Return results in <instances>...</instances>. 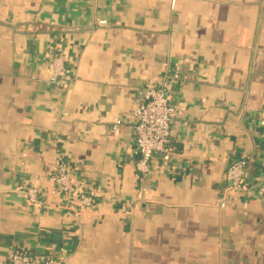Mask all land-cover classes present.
I'll return each mask as SVG.
<instances>
[{
    "label": "crops",
    "instance_id": "1",
    "mask_svg": "<svg viewBox=\"0 0 264 264\" xmlns=\"http://www.w3.org/2000/svg\"><path fill=\"white\" fill-rule=\"evenodd\" d=\"M151 85L173 151L143 173L130 119ZM263 110L264 0H0V264H264V197L225 179L239 159L264 178ZM57 165L90 205L50 193Z\"/></svg>",
    "mask_w": 264,
    "mask_h": 264
},
{
    "label": "built area",
    "instance_id": "2",
    "mask_svg": "<svg viewBox=\"0 0 264 264\" xmlns=\"http://www.w3.org/2000/svg\"><path fill=\"white\" fill-rule=\"evenodd\" d=\"M51 73L50 82H62L65 76L63 57L56 56L50 61ZM170 84H178L180 77L172 74L166 77ZM166 83V82H165ZM167 85H151L143 87L139 91L137 100L134 103L131 113L130 124L136 140V149L139 159L136 162V169L140 172H148L150 162L158 157L163 165L170 162L173 151L171 123L174 116V109L170 104V93ZM124 120L117 119L112 124V130L116 131ZM261 125L264 137V110L261 113ZM247 163L244 159L231 162L225 173L228 188L241 193H253L258 201L264 197V178L254 185L245 180ZM49 180L52 183L50 193L61 192L65 195H74L78 198L82 208L92 203V198L87 195L81 185L71 178L69 170L64 165H57L49 172ZM29 204L38 205L40 200L37 197V189L29 186L24 189ZM60 254L45 256H34L30 253L17 249L9 256V264H61L63 260V248Z\"/></svg>",
    "mask_w": 264,
    "mask_h": 264
}]
</instances>
